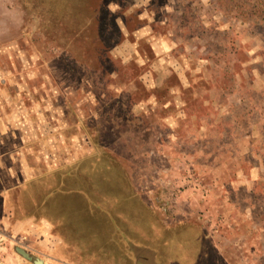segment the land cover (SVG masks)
<instances>
[{"label":"rangeland","instance_id":"374dc122","mask_svg":"<svg viewBox=\"0 0 264 264\" xmlns=\"http://www.w3.org/2000/svg\"><path fill=\"white\" fill-rule=\"evenodd\" d=\"M52 194L107 264H264V0H0V264Z\"/></svg>","mask_w":264,"mask_h":264},{"label":"crops","instance_id":"0c3cea01","mask_svg":"<svg viewBox=\"0 0 264 264\" xmlns=\"http://www.w3.org/2000/svg\"><path fill=\"white\" fill-rule=\"evenodd\" d=\"M53 194L55 195L56 192H53ZM54 195L46 196L39 200L37 206H39L40 214H34L39 216L38 220H36L35 216L27 217L14 222L12 221L13 223L9 226L11 221L7 223L6 219L9 220V217L11 219V216H5L3 221L6 224L5 230L7 233H12L13 237L17 234H24L21 240L26 237L32 243L35 242L39 247L47 248L49 252L54 250L56 252L55 259L59 264H80L84 261L86 264H107L108 261L106 262V259L108 255L105 250H94L91 253L89 250L79 247V244L74 242L72 237L69 238V231L74 226L72 223L69 225L65 224L62 212L67 205L71 206L73 203L63 201L62 199L54 197ZM88 224L90 227L91 222L88 221ZM78 226L82 227V224L79 223ZM86 228L89 229L88 226ZM95 228L101 233L104 231L103 224H96V227L94 225ZM93 242L95 241L93 240ZM17 247V245L14 246L15 251H17ZM0 249H7L5 241L1 243ZM24 249L27 250L26 247ZM45 264H47V260H45Z\"/></svg>","mask_w":264,"mask_h":264},{"label":"bare ground","instance_id":"6f19581e","mask_svg":"<svg viewBox=\"0 0 264 264\" xmlns=\"http://www.w3.org/2000/svg\"><path fill=\"white\" fill-rule=\"evenodd\" d=\"M21 253H23L24 254V256H27V254L24 252V250H22V251H20ZM26 254V255H25ZM29 258V257H28ZM29 259H31V258H29ZM43 262V263H42ZM33 264H44V260L43 259H41L40 260V258L39 259H37V262H36V259H34L33 260Z\"/></svg>","mask_w":264,"mask_h":264},{"label":"water","instance_id":"95a60500","mask_svg":"<svg viewBox=\"0 0 264 264\" xmlns=\"http://www.w3.org/2000/svg\"><path fill=\"white\" fill-rule=\"evenodd\" d=\"M28 253V251H27ZM29 255H27V257L31 258L30 260L33 261L34 259H36V262H37V259L40 258V257H33L30 253H28ZM41 260V259H40Z\"/></svg>","mask_w":264,"mask_h":264}]
</instances>
